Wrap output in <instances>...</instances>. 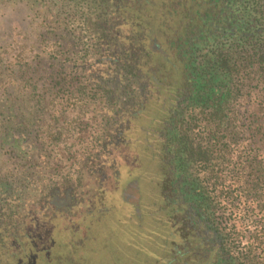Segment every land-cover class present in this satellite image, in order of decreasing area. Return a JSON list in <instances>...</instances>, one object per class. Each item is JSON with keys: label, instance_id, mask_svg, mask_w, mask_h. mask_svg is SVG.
Masks as SVG:
<instances>
[{"label": "trees", "instance_id": "obj_1", "mask_svg": "<svg viewBox=\"0 0 264 264\" xmlns=\"http://www.w3.org/2000/svg\"><path fill=\"white\" fill-rule=\"evenodd\" d=\"M147 2L134 22L145 45L161 46L157 57L117 49L105 0H0V141L12 130L29 154L2 159L17 174L1 177L24 188L34 163L63 178L101 139L121 91L169 99L163 152L188 166L204 217L228 239L220 263L264 264V0Z\"/></svg>", "mask_w": 264, "mask_h": 264}, {"label": "flooded vegetation", "instance_id": "obj_2", "mask_svg": "<svg viewBox=\"0 0 264 264\" xmlns=\"http://www.w3.org/2000/svg\"><path fill=\"white\" fill-rule=\"evenodd\" d=\"M105 1L104 12L111 24L113 44L120 52L124 50L128 57L133 56L131 49L137 51L135 46L145 57L149 53L157 57L162 52L161 46L153 41L146 43L148 49H144L145 31L134 22L139 11L136 4H140V0ZM148 2L143 0L140 7L148 6ZM170 33L165 32L163 39L169 40ZM187 45L188 42L183 47ZM172 46L168 47L170 53L175 51ZM188 53L185 49L183 61ZM147 65H143L145 77L148 70L151 71ZM113 97L116 107L108 106L101 115L98 126L103 132L101 139L92 145L89 153L81 154L78 164H69L61 179L38 171L33 163L36 174L25 183L26 188L7 187L1 176H13L14 169L5 170L2 159L29 160V154L23 153L22 139H15L12 130L4 131L2 138L6 139L0 143L4 144L3 153L8 154L0 155V264H108V255L111 256L109 264H221L219 256L224 253L228 239L207 222L200 189H194L185 174L188 166L183 167L177 158L169 160L164 155L163 141L167 136L164 137L162 127L168 132L171 125L166 127V122H162L154 132L160 179L151 208L145 213L142 211L141 190L135 184L124 191L122 200L115 199L114 183L120 181L123 162L129 158L136 120L155 99L152 95H122V91ZM135 110L137 117L133 118ZM124 111L129 113L124 114ZM175 114L169 112L171 117ZM173 122L172 118L168 124L174 125ZM127 175L133 176V173ZM117 214L119 220L116 221ZM148 217L158 231L165 228L168 232L167 238L156 244L157 252L149 257L131 249L108 252L112 242L110 231L126 244L131 234L123 233L124 223H131L139 233ZM115 222L118 224L114 225ZM204 226L207 229L201 232L199 228Z\"/></svg>", "mask_w": 264, "mask_h": 264}, {"label": "rangeland", "instance_id": "obj_3", "mask_svg": "<svg viewBox=\"0 0 264 264\" xmlns=\"http://www.w3.org/2000/svg\"><path fill=\"white\" fill-rule=\"evenodd\" d=\"M173 76L174 78L176 77V80L179 79L178 73H173ZM173 88H177V86H173ZM170 107L171 104L169 99L165 101L164 99L153 101L149 104L147 110L136 120L133 146L129 150V158L123 162L122 176L118 184L114 183L113 187L115 199L122 200L125 190H128L134 184L138 186L142 194L141 209L144 213L151 208L154 202L153 193L157 192V184L160 179V174L158 172L160 163L158 151L156 150L157 140L154 139L156 134L154 132L158 129L161 122H163V118ZM129 172L133 173V176L127 175ZM115 218L116 221L119 220L118 214ZM120 218L123 219V215H120ZM116 223L118 224V222H115L114 225H116ZM143 225L144 228L138 233L135 231L137 228L134 227V225H131L129 222L124 223L122 228L123 233L125 235L131 234L127 236L125 240L126 244L121 240H117L110 231L109 235L111 241L114 243V247L111 242V249H109L108 252L113 249L114 251L121 249L127 252L126 249H131L143 252L145 257H149L157 252L156 244L159 245L167 238V230L163 228L161 232L160 229L158 231L149 217L145 222L143 221ZM111 229H113V227H111ZM154 233H157V235H154ZM110 258V255L106 256V263L109 264Z\"/></svg>", "mask_w": 264, "mask_h": 264}]
</instances>
